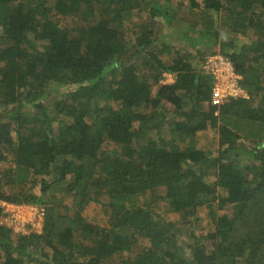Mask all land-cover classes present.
Wrapping results in <instances>:
<instances>
[{
  "label": "trees",
  "instance_id": "16d2710c",
  "mask_svg": "<svg viewBox=\"0 0 264 264\" xmlns=\"http://www.w3.org/2000/svg\"><path fill=\"white\" fill-rule=\"evenodd\" d=\"M216 54L246 94L217 107ZM0 109V201L44 209L40 234L0 225V264H264V0H0ZM202 207L226 212L196 236Z\"/></svg>",
  "mask_w": 264,
  "mask_h": 264
},
{
  "label": "rangeland",
  "instance_id": "374dc122",
  "mask_svg": "<svg viewBox=\"0 0 264 264\" xmlns=\"http://www.w3.org/2000/svg\"><path fill=\"white\" fill-rule=\"evenodd\" d=\"M221 17V16H220ZM220 17H217L215 24H214V29H216V31L218 32V34L221 36V34L223 32H228V29H225V26H223V23L221 22L222 19ZM159 25L155 27V35L156 37H164L166 34V38L165 41H167L168 44H172L178 48H182L183 51H188L190 53H192V55H195V49L196 46L191 47L190 42L185 40L181 35L178 34H174L172 35V29L168 28L167 30L165 28L162 27V23L160 20H158ZM172 33V34H171ZM229 33V32H228ZM193 35V33H192ZM195 37L198 36V33L194 34ZM170 80H165L164 83H169L171 82L172 76L168 77ZM67 90V89H66ZM65 90V91H66ZM63 90H61L62 92ZM51 97H49L46 101V104H48L49 108L52 109L51 106ZM3 113V110L0 109V116ZM217 132L215 131H205V132H199L196 134V137L194 139V144L195 147L197 149L206 151V152H210V153H217L218 150V144H217ZM246 147L248 148H252L251 145H246ZM10 165L9 163H0V170L3 171L4 169L8 168ZM161 196H163V192H159ZM70 202V200L68 198H65L63 203L64 205H68ZM5 205H20V204H9L4 202ZM23 205V204H22ZM153 206V210L155 212L156 215L160 216L162 219L166 220V221H170V222H174L176 224V227L179 228L181 235H187V228L182 227L181 225V221L178 220V216L176 214L171 213L167 207L166 204L163 201H158L156 203L152 204ZM13 211V207H8L5 209V207L2 209L1 212V216H0V225H9L8 227L13 229V238L14 240L17 239V235L20 234H24L27 235L29 234L32 229L31 226L29 225V229H27L28 225H25V227L22 226L21 222L19 219L17 218H13L12 216H10V212ZM212 212V213H210ZM226 211H217V210H210L207 208L202 207L195 218H191L189 221L190 222H194L193 225V232L194 235H206L210 232L213 231L214 228V224H213V219L212 217L215 215H220L223 214ZM214 213V214H213ZM83 216L86 218L87 221L89 222H93L94 224H98L100 226H105L108 224V220H107V215H105L104 210L101 209V207L99 205L96 204H90L87 209H85ZM12 226V227H11ZM23 230L22 232H20L19 230ZM41 229H42V224H41ZM36 233L39 232L40 234V228H36L34 230ZM178 237L180 238V235H178ZM188 238V237H187ZM186 240V237H184L183 239L180 238L179 240V244L183 245V243H185L184 241ZM147 243H141V247L146 246Z\"/></svg>",
  "mask_w": 264,
  "mask_h": 264
},
{
  "label": "built area",
  "instance_id": "2783aa9c",
  "mask_svg": "<svg viewBox=\"0 0 264 264\" xmlns=\"http://www.w3.org/2000/svg\"><path fill=\"white\" fill-rule=\"evenodd\" d=\"M205 71L215 77V83L211 90V105L220 106L228 97H246L244 91H242L238 85L241 79L233 70L230 62L221 56H214L207 59L205 62ZM5 207H13V211L10 212V216L20 220L23 227L30 225L32 231L37 227L40 228L44 219L43 207H37L32 205H5L4 202H0V209ZM6 226V225H5ZM9 225H7L8 227ZM12 227V226H11ZM22 232L23 230H19ZM35 232V231H34ZM39 233V232H38Z\"/></svg>",
  "mask_w": 264,
  "mask_h": 264
},
{
  "label": "clouds",
  "instance_id": "9594fccd",
  "mask_svg": "<svg viewBox=\"0 0 264 264\" xmlns=\"http://www.w3.org/2000/svg\"><path fill=\"white\" fill-rule=\"evenodd\" d=\"M214 56H219V54H216V55H214ZM214 56H209L208 58H206V61H207V59H209V58H212V57H214ZM231 64V63H230ZM233 67V66H232ZM233 70H234V68H233ZM237 75V74H236ZM169 75H165V80H170L169 78ZM240 77V76H239ZM169 83H171V82H169ZM167 84V83H166ZM0 202H2V201H0ZM1 210V209H0Z\"/></svg>",
  "mask_w": 264,
  "mask_h": 264
}]
</instances>
